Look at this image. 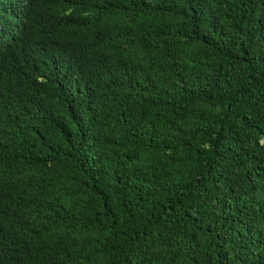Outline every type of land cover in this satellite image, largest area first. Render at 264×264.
Instances as JSON below:
<instances>
[{
	"label": "trees",
	"instance_id": "trees-1",
	"mask_svg": "<svg viewBox=\"0 0 264 264\" xmlns=\"http://www.w3.org/2000/svg\"><path fill=\"white\" fill-rule=\"evenodd\" d=\"M0 264H264V0H0Z\"/></svg>",
	"mask_w": 264,
	"mask_h": 264
}]
</instances>
